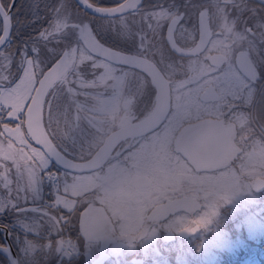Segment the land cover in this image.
Returning <instances> with one entry per match:
<instances>
[{
    "label": "flooded vegetation",
    "instance_id": "obj_1",
    "mask_svg": "<svg viewBox=\"0 0 264 264\" xmlns=\"http://www.w3.org/2000/svg\"><path fill=\"white\" fill-rule=\"evenodd\" d=\"M5 2H9V0H5ZM101 2L105 5H110L112 0H101ZM141 2L145 6V10H151L152 5L163 3L164 0H141ZM168 2H172V0H168ZM191 2L201 3L206 2V0H191ZM60 3L61 0H16V5L12 9L14 14L13 28L11 30L13 40L12 46L8 51L18 47L16 43L18 39H27L29 36L34 37L39 31L47 28L50 19H52V13L49 9L53 5ZM64 3L68 4V10L71 13L79 11L74 0H64ZM175 3L183 5L184 0H175ZM256 3L258 5L257 0ZM136 19L139 20V16ZM17 21L19 22L17 23ZM97 23L103 24L104 22L97 21ZM128 23L130 31L127 35L120 34L119 25H117L116 32L111 29L105 31L102 27L98 35L103 44L115 51L132 54L136 58L144 59L145 61L141 59V62L143 61L145 64L141 62L138 64L149 68L155 75V79L158 78L161 81L164 103L158 120L152 126L132 134H121V136L119 134L109 144L103 145L119 125H123L125 122L133 124L146 117L153 109L155 103L156 86L149 74L143 70L145 68L114 62L102 55L91 52L88 55L94 56L95 62H98L95 64V68H89L91 71L93 70L92 75L89 74V76L94 79L95 84L90 88L79 87L77 94H72L69 89H74L72 85L75 86V83L70 85L68 83L70 81L68 79L69 76H62L49 88L42 108L47 134L63 156L61 157L63 160L82 165V162L91 158L101 146L103 147V151L94 162L98 163H96L97 165L95 164L96 166L89 168L79 166L78 170H73L68 166L58 164L62 172L67 174L66 181L69 183L71 178L73 179L74 177L71 174L74 175L75 173L95 172L99 176V180L93 182L95 186H92L91 190L88 189V192L77 193L74 196V205L73 203L71 204L74 206L72 211L77 208V212H74L76 216L73 215L71 217L69 215V213H73L71 210L65 211L61 209V211L67 212L69 232H73V235L77 233L76 236L79 242L84 246L82 249L83 261L84 258L86 259V253L88 252L84 249L86 244L89 245L88 249L90 251L88 253L91 259L100 257L102 246L100 247L98 240L95 241L94 239L93 242H89L80 234L78 230L79 214L86 207H96L103 211L109 222L111 232L106 238L109 240L103 249L105 257L102 264H105L111 257V252L108 251V248L112 244L121 240H132L133 243L135 241L138 242L140 238L141 241L145 240L148 237V230L154 227L157 228L158 225L163 226L160 230V243L163 245L175 244L178 246L191 241V239L195 238L200 226V221L191 217L196 211L203 210L205 212L204 205L196 206V208L193 206L195 204L193 197L195 196V189H197V181L193 183L192 180L196 179L197 175V179L200 182H205L206 186L209 185L208 192L212 193L213 191L215 193L224 188L223 184L232 181L231 172L236 171L238 173L235 178L236 183L232 182L230 186L232 188V185L234 187L240 186L243 184L244 169L236 168V163L244 161L242 157L245 146L249 144L251 146L264 144V63H261L256 55L250 54L251 60L257 66V71L262 75V78L255 82L250 80L248 75L237 65V54L247 46L246 43H233L231 35L227 37L223 34L217 35L216 23L210 22L209 30L212 35L209 36L208 32L205 31L206 40H202L195 47L199 38V24L197 22L194 35L182 34L180 29L177 28L173 35L169 37L171 44L178 51L171 46L166 38L167 24L158 33L147 32L146 39L148 44L144 48H139L135 33L143 25L133 24L131 19ZM253 23L252 19L248 20L249 26ZM91 26L96 28L97 24L94 23ZM185 27L192 28L193 21L187 22ZM243 29L244 25L238 22L237 31H243ZM68 39L71 40V37ZM249 39L255 38L250 35ZM66 42L63 40L60 42L59 48L61 51L64 49ZM257 44L261 49L260 55L264 56V45H260L258 40ZM225 45H228V47H225ZM3 47L1 46L0 48ZM49 47H57L56 42L53 41L49 44ZM193 48H195V51H188ZM45 53V64L42 65L45 67L42 68L43 71L40 75L36 76L35 87L44 71L58 58H52L47 55V50H45ZM228 53H231L230 59L222 60V55ZM240 58L248 65L247 58L244 56H240ZM218 59L220 61H217ZM100 61L113 65L114 68L110 70ZM86 63L92 64V62ZM88 67L90 66L85 67L83 65L82 70L80 68L79 71H86ZM104 69L111 71L110 79L105 82L101 81V78L96 77ZM227 73H231L228 78L233 81H227ZM122 76L124 78L119 80ZM18 80L19 78L17 77L12 83H5L0 86V96L7 92V88ZM117 83L120 84L119 88L113 86V84L116 85ZM93 88L98 89L90 93L83 91ZM133 89L139 91L135 98L142 102L143 108L141 110H144L143 112H134L136 109L129 107L127 113H125L126 107L122 109L118 107L117 113L121 110L120 115L117 118L115 114V118L112 119V115L105 108L78 109L70 107L74 105L73 98L78 99L85 106L82 102L92 100V95L102 98L105 97L104 92H107L108 96L105 99H109L117 91L118 94L123 93L125 96L130 97ZM33 91L31 88L26 105ZM138 94L140 97H138ZM66 100H71L69 107L66 105ZM1 101L0 151L8 155H23L24 153L31 155L32 145L38 150H42L32 142V137L25 132L23 113L26 105L22 111L21 125L27 148L23 149L24 152L21 153L18 146L17 149H14L8 143L10 137L3 132L2 126L8 125L10 128H6L11 130L13 123L5 118L8 109L2 106ZM207 122H216L224 128H228L230 134L227 136V142L231 151L229 152L226 149L225 152L221 153L219 161H212L204 167H197L177 150L176 143L188 128L190 129ZM231 159L233 160L231 161ZM56 163L54 161V164ZM229 163H234L231 164L234 169L226 171L225 168L224 173L220 171V174H217L218 170L216 169L223 170L224 166ZM164 170L167 173V178L158 185H151L161 175L160 172ZM259 178L264 179L263 176H259L256 179ZM142 180H145V182H142ZM185 181L191 184H186ZM211 185H213L214 189L210 188ZM103 186H106L104 192L101 191ZM45 187L47 188V186ZM47 190L49 189L47 188ZM148 190L152 191L150 195H148ZM263 192L264 187L258 191L257 197ZM5 195L4 190L0 188V196L3 197ZM67 199L70 200V197H67ZM107 202L114 208L108 209L106 206ZM188 202L192 204L191 207L187 206ZM180 203H183V205L178 206ZM32 205L31 200L27 204L21 203L22 207L31 208ZM42 206L40 203L36 205V207ZM159 210L161 213L152 217ZM59 212L57 211L53 214L57 216ZM181 214L189 215L194 223L188 225L184 223L183 227H180ZM32 217L41 218L40 214L29 212V220H32ZM227 218L223 214L220 216V222L226 223ZM17 219L16 213L11 211L0 218V223L6 225L12 233L11 242L16 251L19 240L14 241L13 237L18 234L15 231ZM124 219L126 220L124 225L127 226L129 231L121 235L118 232V226L124 222ZM136 222L141 223V225L138 224L139 226H142L143 222L151 224L145 226L143 230H140V227L137 230H131L132 226L137 224ZM192 227H196L197 231L180 236L179 233ZM165 235H168V237L165 238ZM20 239H23L22 235ZM57 250L59 249H52L51 254L56 253ZM130 254H132V251L126 253L125 256H130ZM69 259H72L71 262H73L75 257H69ZM136 259H140V262H137ZM132 260L136 264L144 263V260L140 257Z\"/></svg>",
    "mask_w": 264,
    "mask_h": 264
},
{
    "label": "snow or ice",
    "instance_id": "obj_2",
    "mask_svg": "<svg viewBox=\"0 0 264 264\" xmlns=\"http://www.w3.org/2000/svg\"><path fill=\"white\" fill-rule=\"evenodd\" d=\"M15 5L16 0H9V2L0 0V46H4L0 48V86L12 83L17 77L19 81L27 78L35 80L36 76L43 71L45 50L52 58L59 57L48 70V73H51L54 69H59L54 79L82 75L79 69L86 62H92L93 68L96 66L95 57L88 55L89 52L103 55L115 51L101 42L98 35L101 28L116 32L119 25L120 34L127 35L130 31L128 23L130 19L133 24L143 25L135 33L139 48H144L148 44L147 32L158 33L165 24H167L169 37L177 28L182 34L188 33L192 36L198 22L203 38L205 31L209 36L212 35L209 30L210 22L216 23L217 35L223 34L225 37L231 35L233 43H246L247 46L237 55L247 58L250 71L245 74L249 79L255 82L262 78L250 54L256 55L260 62L264 63V56L260 55L261 49L257 44L258 40L260 45H264V0H258V5L256 0H206L201 3L184 0L183 5H178L175 0L172 2L164 0L163 3L152 5L151 10H145L141 0H122V2L112 0L110 5H105L101 0H77L79 11L76 13H71L64 0H61L60 4L53 5L49 9L52 19L47 28L39 31L34 37L18 39L16 41L18 47L8 51L13 40L12 9ZM137 16L139 20L136 19ZM249 19L254 21L251 26L248 25ZM97 21L104 23L99 24ZM189 21H193L192 28L185 27ZM238 22L244 25L243 31H237ZM94 23L97 24L96 28L91 26ZM250 35L255 39H249ZM69 37L71 40L68 39ZM62 40L67 42L61 51L59 44ZM53 41L56 42L57 47L50 48L49 44ZM116 54L119 55L118 52ZM230 55L231 53L222 55L221 59H230ZM20 152L23 153L24 150L20 149ZM63 175L58 163L54 164L53 153L48 149L33 151L31 155L27 153L8 155L0 151V188L6 193L5 196L0 197V216L10 211L16 213L18 217L16 227L19 233L13 237V240H19L20 254L12 256V244L8 242L0 243V253L12 256L15 264H40L36 253L41 252L44 256L46 250L50 248L59 249L65 255L72 252L74 247L72 242L65 241L60 236L63 231L61 221L68 223V217H65L63 212L59 218L53 214L61 209L71 210L60 196V182ZM44 186L49 189L50 199L42 207L21 206L22 202L27 204L29 200L33 205L43 200ZM29 212L40 214L43 223L34 218L29 220ZM45 225L48 230L44 233L43 245H38L33 239H29V237L40 238ZM53 234L58 237L54 243L50 241V236ZM21 235L23 239H20ZM11 236V232L6 233V238ZM9 264H12V261H9Z\"/></svg>",
    "mask_w": 264,
    "mask_h": 264
},
{
    "label": "rangeland",
    "instance_id": "obj_3",
    "mask_svg": "<svg viewBox=\"0 0 264 264\" xmlns=\"http://www.w3.org/2000/svg\"><path fill=\"white\" fill-rule=\"evenodd\" d=\"M66 5L68 6L67 3ZM217 61H220V59H218ZM97 63L98 62H95V64ZM102 63L110 70L114 68L113 65H109L104 62ZM141 63L145 64L143 61ZM147 63L151 65L149 62ZM84 66L90 67H88L86 71H81L82 67H80V72L82 73V75L76 78H73L71 75H69L68 77V79L70 80L68 81V83H70V85L75 83V86L78 87L77 88L72 85L74 87V89L71 90L72 94H77V90L79 89V87L90 88L95 84L94 79L89 76V74H91L93 71L89 69L92 67V64L90 63L89 65L88 63H85ZM43 67L45 66H42V68ZM110 70L108 71L104 69L103 72L100 75L98 74V76L96 77L101 78L100 80L105 82L110 79ZM229 74L231 73H227V81H233L231 78H228ZM123 78L124 77L122 76L119 78V80ZM73 80H75V82H72ZM35 85L36 78L35 80H32L31 78H27L24 81L18 80L15 84L7 88V92L0 96V99L2 100H0L2 106L8 109L5 118L9 119L13 123V125L11 126V130L7 129L10 128L8 125L2 126V130L7 136L10 137L8 143L12 145L14 149H17V146L20 149L27 148V142L24 140L23 129L21 125V117L23 113L22 111L26 105V101L30 95L31 88L33 91ZM113 86L119 88L120 84H113ZM97 89L98 88H93L83 91H87L88 93H90L96 91ZM137 93H139V91L133 89L129 97L125 96L123 93L118 94V92L115 91L114 96H110L109 99H105L106 96H108L107 92H104L105 97L102 98H98V96L92 95V100L82 102L83 104H85V106H83L78 99L73 98L72 101L74 102V105L70 107H76L78 109L94 107L105 108L108 109V111L112 115V119H114L115 114L117 118L120 115L121 110L117 113L118 107L120 109L126 107L127 110L125 113H127L129 107L136 109V111L134 112L144 111L141 110L143 108V105L141 104L142 102L138 98H135V95H137ZM138 97H140L139 94ZM70 102L71 100H66V105L68 107L70 105ZM57 106L62 107L61 105ZM18 141L20 142L18 143ZM48 149L52 151L51 147H49ZM33 151L39 150L34 145H32V153ZM242 158L244 160L243 162L239 161L240 163H236V168L244 169L243 184L240 186L234 187V185H232L233 188L230 186L232 182L234 184L236 183L235 178L238 176V173L236 171L231 172L232 181L223 184L224 188L216 191L215 193H213V191L212 193L208 192L207 189H209V185L206 186L205 182H200L199 179H197V175L196 179L194 178V180H192L193 183L197 181V189H195L196 192L195 196L193 197L195 202L194 208H196V206H205V212L203 210L199 212L196 211L191 217L192 219L200 221L199 231L196 234L195 238L186 243L179 244L178 246L175 244L163 245L160 243V230L163 228V226L158 225L157 228L154 227L151 230H148V237L145 238V240L141 241L140 238L138 242L135 241L134 243L132 242V240H121L112 244L108 248V251L111 252V257L106 261L105 264H136L132 260L136 257L142 258L144 260V264H264V198H262L261 196L257 197L256 194L260 190L256 191L254 189L255 181L258 180L256 178L259 176L264 177V144L261 143L259 146H251V144H249L248 146H245ZM232 160L233 159H231V161ZM231 164L234 163H229L228 165L224 166L223 170H220L219 168L216 169L218 170L217 174H220V171L224 173L225 168L226 171L234 169L233 165ZM160 174L161 175L155 179L154 184L151 185H158L160 182L164 181V179L167 178V173L165 170L161 171ZM71 176L74 177L73 179L71 178V182L69 183L66 181L67 174L64 173L60 182V196L63 198L64 204L68 205L72 211L74 207V196L77 193L88 192V189L91 190L92 186H95L93 185V182L98 181L99 176L95 174V172L85 174L75 173L74 175L71 174ZM142 182H145V180H142ZM185 183L191 184L188 181H185ZM261 184L264 183H260L259 185ZM105 188L106 186H103L101 188V191L104 192ZM210 188H213V185H211ZM151 192V190H148V195H150ZM43 197L44 199L37 201L35 205H38L39 203L43 205L50 199L49 190H47L45 186ZM67 197H70V200H68ZM71 203H73V205ZM181 205H183V203L178 204V206ZM106 206L108 209L114 208L108 202L106 203ZM187 206L191 207L192 204L188 202ZM76 209L72 211L73 213H69L71 217H73V215L76 216L74 213L77 212ZM63 213L66 217L67 212ZM160 213L161 211L159 210L157 214H153L152 217H155ZM223 214L224 216L228 217L226 223L220 222V216H222ZM5 215L0 216V218L4 217ZM33 218L43 223V220L41 218ZM124 223H126L125 219L124 222L120 223V225L118 226V232L121 235H124L129 231ZM136 223L137 224L132 226L131 230H137L139 227L140 230H143L145 226L151 224L143 222L142 226H139L138 224L141 225V223ZM184 223L188 225L194 223V221L190 219L189 215L181 214L180 227H183ZM61 227L63 228V231L60 233V236L64 239L67 235L74 245L73 250L75 251V259L71 263L76 264L80 259H82V249L84 246L80 244L81 242H79L76 235H73V232H69V225L67 223L61 224ZM47 230V225H45L40 238L29 237V239H33L38 245H43L45 243L43 236L44 233L47 232ZM15 231L19 233L18 228H16ZM57 239L58 238L55 234L50 236V241H52L53 243ZM108 240L109 239H106L102 243V254L99 257V260L105 257L103 249ZM86 241L93 242L94 239ZM88 246L89 245L86 244L84 249L89 252L90 250L88 249ZM16 249L18 250V256L20 254L18 246H16ZM51 250L52 248L46 250V255L44 256H42L43 254L41 252H37L36 258L40 259V262L43 263L49 262V259L53 256L51 255ZM131 251L132 254H130V256H125L126 253ZM88 252L86 253L87 261L81 260L78 262V264H85L92 260L91 258H89L90 256ZM0 264H5L4 260L1 259V257Z\"/></svg>",
    "mask_w": 264,
    "mask_h": 264
},
{
    "label": "bare ground",
    "instance_id": "obj_4",
    "mask_svg": "<svg viewBox=\"0 0 264 264\" xmlns=\"http://www.w3.org/2000/svg\"><path fill=\"white\" fill-rule=\"evenodd\" d=\"M205 33L202 38L199 30V38L195 44V47H197L202 40L203 41L206 40L207 35ZM166 38L170 42L169 40L170 38L167 34V30H166ZM171 46L175 48L172 44ZM188 51L193 52L195 51V48ZM123 54L124 53H119V55H117L116 52H112V53H105L102 56L107 57L109 58V60L118 63L126 64L124 58L137 63L141 62V59L130 57L128 55L126 56ZM237 65L244 73L250 71L248 65L244 63V61L240 58V56L237 57ZM144 68L145 69L143 70H145L149 74L150 78L152 79L153 83L156 86V99L153 109L146 115V117L143 120L141 119L133 124L125 122L123 125H119V127L110 134V136L106 139L103 145L109 144L119 134L121 136V134H132L143 129L145 130L147 127L152 126V124H154L158 120L164 103V98L162 97V90H161L162 83L158 78L155 79V75L152 73V71L149 68L146 67ZM58 72L59 69H54L51 73H48V71L46 72L47 75H44L43 79L40 81L39 87L35 92L34 98L32 99V142L37 146H39L42 150L48 149V145H47V141H45L44 137L41 136V133L38 131V127L36 126L38 119V115H37L38 104H36V100L38 95L44 92V91L40 92L43 86L52 77H56ZM229 134L230 133L228 128H224L223 126H221L216 122L202 123L196 125V127L190 129L188 128L181 135L179 141H177L176 148L179 152L182 153L184 157L187 158V160L190 163L198 167H204L209 162L219 161L218 159L221 158V153L225 152L226 149L229 150V152L231 151L229 143L227 142V136H229ZM102 148L103 147L101 146V148H99L91 158L82 162V165L73 164L70 161L63 160L54 151L51 152L53 153V160L57 162L59 165L68 166V167L81 166V167L89 168L96 164L94 162L98 158L100 153L103 151ZM78 228L85 239L92 240L93 238L95 239V241L98 240L100 247L102 246L103 241L106 240V238H108V235L111 232V229L109 227V222L106 216L104 215L103 211L100 208H96V207H86L81 211V214L79 215ZM96 260L97 257L85 264H94Z\"/></svg>",
    "mask_w": 264,
    "mask_h": 264
},
{
    "label": "water",
    "instance_id": "obj_5",
    "mask_svg": "<svg viewBox=\"0 0 264 264\" xmlns=\"http://www.w3.org/2000/svg\"><path fill=\"white\" fill-rule=\"evenodd\" d=\"M76 3H77V0H74ZM258 1V0H257ZM122 2V1H121ZM81 8H82V6H80ZM91 10H89V12H90ZM1 47V46H0ZM114 52H118V51H114ZM118 53H122V52H118ZM123 55H128V56H130V57H135L136 58V56H134V55H132V54H127V53H124ZM59 58V57H58ZM57 58V59H58ZM107 58V57H106ZM109 59V58H108ZM124 61L126 62V64H132V65H134V66H138V67H143L144 68V66H141V65H139L137 62H133V61H131V60H129V59H125L124 58ZM127 61H128V63H127ZM56 62V60L53 62V64ZM52 64V65H53ZM51 65V66H52ZM51 66L48 68V69H46L45 71H44V73L42 74V76L40 77V79H39V81H38V83H37V86L35 87V90H34V92H33V94H32V96H31V98H30V100H29V102H28V104H27V106H26V109H25V112H24V128H25V131H26V134L28 135V136H31L32 137V99L34 98V96H35V92L37 91V89H38V87H39V84H40V81L43 79V77H44V75H45V73L51 68ZM55 77H52L44 86H43V88H42V90L40 91V92H43V93H41V94H39L38 95V97H37V100H36V104H38L37 105V115H38V119H37V123H36V126L38 127V131L41 133V136L42 137H44V139H45V141H47V145H48V148L49 147H51L52 148V151H54L57 155H59L60 157H63L61 154H60V152L55 148V146L52 144V142H51V140H50V138L48 137V135H47V133H46V131H45V129H44V126H43V121H42V108H43V101H44V98H45V96H46V93L48 92V90H49V88L52 86V84L55 82V81H57L58 79H54ZM71 163H73V164H76V163H74V162H71ZM71 169H73V170H78V167H70ZM260 183H264V180L263 179H258V180H256L255 181V185H254V189L257 191V190H260L261 188H263V186H264V184H261V185H259ZM81 214V213H80ZM197 230V228L196 227H193V228H190L189 230H186V231H182L181 233H179L180 234V236L181 235H187L188 233H190V232H194V231H196ZM7 232H10L9 230H8V228L6 227H4V225H2V224H0V233H2V241H3V243H5V242H8L9 244H11V242H10V237H7L6 238V233ZM80 232V231H79ZM80 234H81V232H80ZM82 235V234H81ZM166 237H168V235H165V238ZM93 239V238H92ZM86 240H89V239H86ZM0 254H2L6 259H7V262H8V264H9V261H12V264H15V261H13L12 260V256H17L16 255V253H15V251H14V248H13V246H12V256H5L3 253H0ZM99 257H97V260H96V262L94 263V264H102L103 263V261H104V258L103 259H100L99 261ZM85 261H87V259H85ZM139 261V260H138Z\"/></svg>",
    "mask_w": 264,
    "mask_h": 264
},
{
    "label": "trees",
    "instance_id": "obj_6",
    "mask_svg": "<svg viewBox=\"0 0 264 264\" xmlns=\"http://www.w3.org/2000/svg\"><path fill=\"white\" fill-rule=\"evenodd\" d=\"M262 198H264V192L263 193H261V195H260ZM260 196H258V197H260ZM36 207V206H35ZM32 219H33V217H32ZM42 223V222H41ZM0 238H1V234H0ZM1 242V241H0ZM264 242V241H263ZM53 256L49 259L50 261H52L53 260ZM49 261V262H50ZM49 262H45V263H43V262H40V264H48ZM69 264H73V263H69ZM76 264H78V263H76ZM144 264V263H143Z\"/></svg>",
    "mask_w": 264,
    "mask_h": 264
},
{
    "label": "built area",
    "instance_id": "obj_7",
    "mask_svg": "<svg viewBox=\"0 0 264 264\" xmlns=\"http://www.w3.org/2000/svg\"><path fill=\"white\" fill-rule=\"evenodd\" d=\"M63 256H64V253H62V255L59 256V257L55 260V262H54L53 264H59V263L61 262Z\"/></svg>",
    "mask_w": 264,
    "mask_h": 264
}]
</instances>
